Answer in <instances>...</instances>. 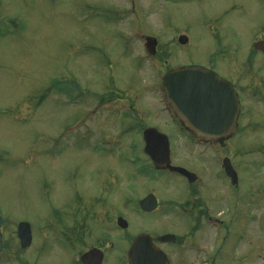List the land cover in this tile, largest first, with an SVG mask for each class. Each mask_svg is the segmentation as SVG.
Segmentation results:
<instances>
[{
  "label": "rangeland",
  "instance_id": "374dc122",
  "mask_svg": "<svg viewBox=\"0 0 264 264\" xmlns=\"http://www.w3.org/2000/svg\"><path fill=\"white\" fill-rule=\"evenodd\" d=\"M179 36L187 37L186 47ZM145 39L155 41V55L146 53ZM258 40L264 0H0V264H80L93 248L103 250L101 264H127L136 235L188 236L182 218L138 207L149 194L161 206L197 204L195 215L204 203L195 185L190 191L178 176L154 169L143 153L149 127L169 138L173 165L208 167L213 222L232 221L239 209L226 230H204L208 238L199 237L198 247L218 234L226 241L215 264H264V56L252 47ZM188 64L214 68L241 98V126L223 146H192L163 102L162 75ZM123 104L126 118L113 113ZM225 158L238 187L223 178ZM20 222L32 234L25 250L16 239ZM169 254L173 264L200 259Z\"/></svg>",
  "mask_w": 264,
  "mask_h": 264
},
{
  "label": "water",
  "instance_id": "95a60500",
  "mask_svg": "<svg viewBox=\"0 0 264 264\" xmlns=\"http://www.w3.org/2000/svg\"><path fill=\"white\" fill-rule=\"evenodd\" d=\"M182 42L185 38H181ZM148 49L153 48L154 41L147 40ZM253 49L264 53V41L254 43ZM166 101L172 111L181 120L191 134L207 139H225L235 132L236 116L238 113L237 96L229 82L220 80L214 72L198 69H181L168 72L162 79ZM144 154L156 168L176 172L193 182L192 174L184 169L170 166L169 142L165 135L155 129H146L143 134ZM222 168L232 185L237 184V176L225 159ZM156 206L154 196L149 195L139 202L140 210L151 212ZM0 217V227L2 225ZM117 225L126 229L124 220L118 219ZM17 238L21 249H26L31 243V231L27 223L21 222L17 226ZM174 237L167 235L158 238L159 242L173 241ZM3 244L0 233V252ZM103 254L92 249L80 257L82 264H101ZM129 264H168L166 255L155 248L150 236L137 235L128 252Z\"/></svg>",
  "mask_w": 264,
  "mask_h": 264
},
{
  "label": "flooded vegetation",
  "instance_id": "af4514ba",
  "mask_svg": "<svg viewBox=\"0 0 264 264\" xmlns=\"http://www.w3.org/2000/svg\"><path fill=\"white\" fill-rule=\"evenodd\" d=\"M181 38H185V41L182 42V43L180 41V40H182ZM187 40H188L187 37H185V36H179L177 38L178 45L181 46V47H186L187 46ZM151 41H153V40H151ZM259 41H264V40H258V41H255L254 43L259 42ZM254 43H252V44H254ZM148 47L149 46L144 41V48H145L146 53L147 54H150V55H155V45L153 46V48H150V49H148ZM255 52L258 53V54H260V55H262V56H264V54L261 53V52H257V51H255ZM187 68L199 69V70H209V71H212V72L216 73L219 79L226 80V79L221 78L220 75L217 73V71L214 68H211V67H208V66H205V65L204 66L203 65H195V64L181 65V66H179L178 68H175L172 71L181 70V69H187ZM167 73H165V74H167ZM165 74H163L162 77H161V79H160L161 80V83H162V79H163V77H164ZM226 81H228V80H226ZM228 82H230L232 84V87H233L235 93L238 95V91L235 89V85H234L233 81H230L229 80ZM163 99H164L163 100L164 104L167 106V108L169 109L170 113L173 115L174 119L176 120V122H177V124L179 126V130L185 131V132L189 133L188 130H187V128L181 122V120L172 111L170 105L166 101V97H165L164 94H163ZM238 102H239V109H238V113H237V116H236V128H235V131H237L239 129V127L241 126V122L240 121H241V116H242L241 115V112H242L241 111L242 110V103H241V98H240L239 95H238ZM105 103H107V100H101V103L100 104H103L104 106H107V105H105ZM123 105H121V109L115 110L113 113L116 114V113L119 112V114L122 115L123 118H126L124 115H127V113H126V111H123L124 110V107H125V105L124 106ZM146 129H153V128L152 127H149V128H146ZM146 129H144V130H146ZM189 134H191V133H189ZM191 135H192V139L190 140V142L193 143L192 146H194V147L195 146L196 147H205V146H208V145H210L212 143H215L217 145L223 146L224 142L228 138L227 137L225 139L219 140V139L198 138V137H195L193 134H191ZM230 137H231V135H230ZM168 140H169V138H168ZM169 153H170V143H169ZM225 159H223L221 161V171H222L221 173L223 175L224 180L227 181L231 186H233L231 179L226 176V174L224 172V169L222 168V163H223V161ZM170 165L173 166V167H178V168L185 169L187 172H189L190 174L193 175V177H191V178H194V181L193 182H189L186 177H184V176H182L180 174H177L175 172H170L168 170H162V169H156V170L162 171L163 173H170V174H174V175L178 176L185 184H188L189 185L190 191H191V189H193L192 186L195 185L198 189L201 190L200 195L203 197L204 203H202L203 206L201 207L200 214L195 215V211H196V208H197V204L188 203L187 202L186 204L180 205L177 202L167 200V201H165L166 203L161 206V204L158 201V199L154 195H152V196H154L155 201H156L155 208L151 212H144V211H141V212H143L144 214H152L153 212L158 211L162 207V215L163 214H172L173 216H177V217L182 218V221L179 224L181 226V229H180L181 230V233L182 234L188 233L187 234L188 236H186L184 239L183 238H180V237H177L176 235L171 234V233L170 234L169 233L162 234V235L157 236L155 238H153L150 235L151 236V239H152L153 246L155 248L161 250L166 255L167 260H168V264H173V261H172L171 256H170L169 253L179 252L180 254H183L186 251H188V253L191 252L195 257L200 256L199 261H197L198 264H215L213 262V260H211V259L214 257V259L216 260V258L218 256L221 257L220 256L221 251L219 249H220V246L222 244V241H226V240H224V239L223 240H220V238L222 236L220 237L217 234L216 236H217V238H219V240L212 241V245H210V246H203V248H201V247H198V246H201V245L197 244L196 242H198V238L199 237H202V238H199L200 241H203V240H205V239L208 238V236L202 235L203 234L202 232L204 230H207L209 232L210 226L215 227V230H217L218 226L220 228H222V230L223 229L226 230L227 227H228V223H231L232 221H234V223H235V221L238 219L239 209H238V207H236V209H234V211L231 212L230 218L232 219V221L229 220V219L226 220L225 218H222V219H216L215 218L214 219V222H213V218L210 217L211 216L210 209L207 207V204H208L209 207L211 205V197H210V194L211 193H209L207 191V182L205 181V178L207 177V174L209 173L208 167L206 165L205 166H202V168H201L202 170L201 171H196L195 172V171H193L190 168L187 169L188 167H182V166H178V165H173L171 163V159H170ZM230 165H231V162H230ZM231 167H232V165H231ZM233 170H234V168H233ZM236 175H237V173H236ZM221 181H223V180H221ZM238 183H239V177L237 175V184L234 187H238ZM203 185L204 186L206 185V186L204 187ZM205 193H206V195H205ZM149 195H151V194H149ZM149 195H146V197L149 196ZM233 199H235L236 201L239 200V196L237 194V190L235 191V194H234V198ZM175 201H177V200H175ZM235 206H237V204L236 203H233L232 204V209ZM185 216H187L189 218V222L184 225L183 217H185ZM78 221H79V223H77ZM75 222H76V225H78V226L80 225V227L83 225L82 214H81V216L79 218L77 216V219L75 220ZM16 229H17V226H16ZM0 232H1V227H0ZM165 235H172V236H174V240L173 241H168V243H166V242H159L158 241V238L159 237H163ZM31 236H32V234H31ZM80 237H81L80 235H77L76 234V236H75L74 239H79ZM16 239H17V236H16ZM191 239L194 242L195 241L196 242L195 243L194 242L191 243ZM1 240H2V244H3V247H2V251H3V249H4V242H3V238H2V232H1ZM186 240H188V242ZM18 244H19V241H18ZM130 246H131V243H130ZM97 249H99V248H97ZM100 251L103 253V259H104V252H103V250H100ZM127 252H128V250H127ZM127 252H126L125 257H127ZM126 260H127V258H126ZM79 263L82 264L81 261ZM127 264H129L128 261H127Z\"/></svg>",
  "mask_w": 264,
  "mask_h": 264
}]
</instances>
